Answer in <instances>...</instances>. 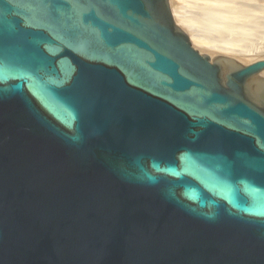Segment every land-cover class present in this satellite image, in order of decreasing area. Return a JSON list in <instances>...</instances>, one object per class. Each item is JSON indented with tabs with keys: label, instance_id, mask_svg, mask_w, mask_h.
Returning a JSON list of instances; mask_svg holds the SVG:
<instances>
[{
	"label": "water",
	"instance_id": "water-1",
	"mask_svg": "<svg viewBox=\"0 0 264 264\" xmlns=\"http://www.w3.org/2000/svg\"><path fill=\"white\" fill-rule=\"evenodd\" d=\"M262 72L169 0H0V264H264Z\"/></svg>",
	"mask_w": 264,
	"mask_h": 264
},
{
	"label": "bare ground",
	"instance_id": "bare-ground-1",
	"mask_svg": "<svg viewBox=\"0 0 264 264\" xmlns=\"http://www.w3.org/2000/svg\"><path fill=\"white\" fill-rule=\"evenodd\" d=\"M169 1H170V6H171L173 18H174L176 24L179 27H181L187 33L191 43L193 44V46L195 48H197L202 53L208 54L209 56H214V55H218L220 53H225V52L226 53L229 52L228 54H232L235 52L233 49H235V48L237 49V47L241 48V49L245 48L246 42L250 38L254 37L255 36L254 34H256L258 31H260L261 27L264 26V25H259V23H257V22H259V20L256 21L255 18L258 16L255 15L256 13L254 12V11L259 10V13L262 12L264 14V4L262 1H261V4L263 6L259 5V4L253 5L254 3H251L250 0H201L205 3L204 6H205V10H206L205 11V17L203 16L204 18L203 17L202 18L205 20L204 22L208 24L207 27L205 28L204 32H196L193 28H192V31L189 30L191 27H188V25H187V27H188L187 28L185 26L186 22H187V20L185 19L186 17H184V16L178 17L177 14H175V12L173 11L174 5L172 8V5H171L172 1L171 0H169ZM184 1H188V0H183V3H184ZM253 1H255V0H253ZM179 2H180V0H179ZM256 2H258V1H256ZM175 3H177V2H175ZM193 3L191 1L190 4H193ZM201 4H202V2H201ZM251 6H254V8L253 7L251 8ZM191 9H193V8H191ZM253 9H256V10H253ZM180 11H182V10H180ZM199 14H200V12H199ZM200 16H202V14ZM196 18H199V17H196ZM195 24H197V23H195ZM193 30L195 32H193ZM208 33H210V36L208 35ZM211 33L214 34V35L212 34L213 37L211 36ZM257 35L259 37L263 36V34H259V33H257ZM213 42L214 43L215 42H217V43L223 42L226 44L229 43L230 46H235V47H230L229 45L223 46V44L219 45L217 43H215V45H212ZM249 42H252V41H249ZM208 44L213 48H210V46H208ZM232 51H234V52H232ZM247 52H248V50H247ZM238 54H240V53H238ZM220 55H222V54H220ZM262 59H264V58H262ZM257 60H260V59H257ZM251 62H253V61H251ZM261 75H264V72H262Z\"/></svg>",
	"mask_w": 264,
	"mask_h": 264
},
{
	"label": "rangeland",
	"instance_id": "rangeland-1",
	"mask_svg": "<svg viewBox=\"0 0 264 264\" xmlns=\"http://www.w3.org/2000/svg\"><path fill=\"white\" fill-rule=\"evenodd\" d=\"M172 1V8H173V5H174V8H173V11L175 12V14H177V16L178 17H186L185 19L187 20V22H186V27H187V25H188V27H191L189 30H191L192 31V28L196 31V32H204V30H205V28L207 27V23H205L204 21V17H205V3L203 2V1H201V0H188V1H184V3H183V0H180V2H179V0H171ZM191 1H192V3L193 4H190L191 3ZM199 1V2H198ZM251 1V3H254L253 5H262L261 4V1L263 2V4H264V0H255V1H253V0H250ZM256 1H258V2H256ZM175 2H177V3H175ZM190 2V3H189ZM201 2H202V4H201ZM186 3V4H185ZM195 4V5H194ZM181 6V7H180ZM196 6V7H195ZM263 6V5H262ZM177 7V8H176ZM254 8V6H251V8ZM182 8V9H181ZM190 8V9H189ZM191 8H193V9H191ZM180 10H182V11H180ZM253 10H256V9H253ZM193 12V13H192ZM199 12H200V14H199ZM256 14L255 15H257L258 17H256L255 18V20L256 21H258L259 20V22H257V23H259V25H264V14L261 12V13H259V10L258 11H254ZM188 16H187V15ZM196 14V15H195ZM199 14V15H198ZM202 14V16H200ZM262 14V15H261ZM191 15V16H190ZM260 15V16H259ZM204 16V17H203ZM191 17V18H190ZM194 17V18H193ZM196 17H199V18H196ZM203 17V18H202ZM203 19V20H202ZM262 19V20H261ZM189 20V21H188ZM193 21V22H192ZM201 21V22H200ZM210 22V21H209ZM190 23V24H189ZM195 23H197V24H195ZM204 24V25H203ZM198 26V27H197ZM187 27V28H188ZM264 27V26H263ZM263 27H261V29H260V31H256L257 33H259V34H263V36L262 37H259L258 35H257V33L256 34H254L253 36L254 37H252V38H250L247 42H246V47L245 48H243V49H241V48H238L237 47V49L235 48V49H233L234 51H232V52H234V53H232V54H228L229 52H225V53H220V54H222V55H226V56H231V57H233V58H235V59H237V60H239L240 62H242V63H249V61L251 62V61H255V60H257V59H262V58H264V28ZM196 28V29H195ZM201 28V29H200ZM193 30V32H195ZM201 30V31H200ZM207 34V33H206ZM213 33H211V36L213 37V35H212ZM208 35L210 36V33H208ZM254 39V40H253ZM249 41H252V42H249ZM257 41V42H256ZM254 42V43H253ZM215 43H217V42H215ZM215 43L213 42L212 43V45H215ZM217 44H223V46L224 45H229V43H220V42H218ZM216 44V45H217ZM248 44V45H247ZM258 44V45H257ZM207 45V44H206ZM250 45V46H249ZM254 45V46H253ZM208 46H210L209 44H208ZM230 46V45H229ZM249 46V47H248ZM215 47V46H214ZM230 47H235V46H230ZM210 48H213V47H211L210 46ZM217 48V47H216ZM246 49V50H245ZM255 49V50H254ZM245 50V51H244ZM247 50H248V52H247ZM240 51V52H239ZM244 52V53H243ZM237 53V54H236ZM238 53H240V54H238ZM220 54H218V55H220ZM237 55V56H236ZM262 55V56H261ZM215 56V55H214Z\"/></svg>",
	"mask_w": 264,
	"mask_h": 264
}]
</instances>
